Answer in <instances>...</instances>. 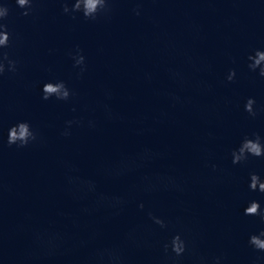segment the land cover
I'll return each instance as SVG.
<instances>
[{
  "label": "water",
  "instance_id": "95a60500",
  "mask_svg": "<svg viewBox=\"0 0 264 264\" xmlns=\"http://www.w3.org/2000/svg\"><path fill=\"white\" fill-rule=\"evenodd\" d=\"M65 2L24 15L0 0V52L17 62L0 75V264H264L247 242L264 221L243 211L264 208L248 186L264 156L231 160L264 137V77L247 60L264 49V0H109L95 20ZM55 79L74 94L43 99ZM19 120L37 133L23 147L6 142ZM177 232L180 257L163 248Z\"/></svg>",
  "mask_w": 264,
  "mask_h": 264
},
{
  "label": "clouds",
  "instance_id": "9594fccd",
  "mask_svg": "<svg viewBox=\"0 0 264 264\" xmlns=\"http://www.w3.org/2000/svg\"><path fill=\"white\" fill-rule=\"evenodd\" d=\"M15 3L22 9L23 14L27 15L32 8L33 0H15ZM110 7L109 0H74L69 7V3L63 4V11L69 13L70 11L75 13L79 12L87 19L95 20L97 16L103 12H106ZM9 8L7 4L0 3V49L5 48L9 43V32L7 25L2 21L8 15ZM137 14L139 12L137 11ZM73 59V66H79L81 72L84 71L85 56L82 54V50L79 46H76V50L70 53ZM248 68L254 71H258V74L264 77V49L257 48L254 52L249 53L247 56ZM17 62L14 59L9 58L7 52H0V75H2L7 67V71L15 72ZM235 76V70L230 69L227 75V79L231 81ZM42 98L47 100L54 97L57 100H67L70 95L74 93L69 89L66 82L62 79L48 80L42 84L41 88ZM255 99L248 97L244 109L252 116L257 114V110L254 109ZM73 121H66V124L71 125ZM64 135L69 134V129L65 128ZM37 139V133L32 128L31 124L27 120H19L12 124L7 130L6 142L9 145L15 144L17 147H23ZM249 156H264V137L259 133H252L251 135H245L239 142V144L231 150V160L233 164L245 161ZM215 167V165H213ZM249 188L251 190H258L264 192V177H261L258 173L249 174ZM143 205H141L142 207ZM245 215H256L260 217L261 221H264V208H261L259 201L253 199L250 200L244 208ZM151 215V213H149ZM155 223L164 226L165 221L157 216H152ZM248 244L258 251L264 252V228H260L256 232H252L248 236ZM164 251L168 252L169 249L176 257H180L185 253L188 248V242L182 235L177 232L170 240L166 241L163 245ZM221 256L215 257V264H221Z\"/></svg>",
  "mask_w": 264,
  "mask_h": 264
}]
</instances>
